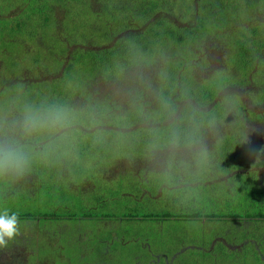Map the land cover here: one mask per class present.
I'll use <instances>...</instances> for the list:
<instances>
[{
    "label": "rangeland",
    "instance_id": "1",
    "mask_svg": "<svg viewBox=\"0 0 264 264\" xmlns=\"http://www.w3.org/2000/svg\"><path fill=\"white\" fill-rule=\"evenodd\" d=\"M46 1L52 5V12L48 9L42 18H40V16L35 19L36 21L33 20L30 23L31 30L36 32V39L39 37V39H41V37H43V39L47 40L46 50L37 49L34 43L26 42V36L22 34L23 32L15 33L11 36L6 35L4 38H0V97H11L5 99V105H10L14 101H16L15 103L17 104L22 99L25 100L24 103L27 104L28 101L26 100L31 101L32 99L38 98V89H43V87H45L47 91L50 86L51 91H53L54 83H58V91L62 89L59 93L57 92V95H70L68 97L71 103L69 107L71 106L73 109V106H83V111H85L86 107L90 106L88 104L83 105L86 96H80V88L83 86V88L86 89L90 87V83H92L95 97L103 95L102 90L107 92L113 91L119 96L120 101L125 102L127 110L132 114L136 115L137 111L143 109L147 112L154 108L155 102L152 101V91L157 90L159 92V88L163 86V76L168 75L167 68L171 69V64L177 63V58L184 56L180 60L185 58L186 64L183 66L184 72L182 73L186 76L182 79V81H184L181 84L179 83L180 85L178 84L177 89L184 88V91H186L189 96V87L192 89L200 87L207 88L206 86L209 85L214 78L203 80L205 75H201L207 71L208 68L218 64V66L223 69L221 73L224 75L229 74V76H227V78H229L228 87L224 88L222 86L223 88L219 92L218 97L220 103L223 102L226 105L225 110L229 108L232 111L233 109L237 111L239 108L237 109L236 101L233 102V105L230 104L228 106V99L226 95L224 96V92L229 93V96L234 98H237V95L241 101L248 103L247 105L250 106L249 109H255L263 115L264 98L262 100H259V98L262 89V79H264V62H262L263 65H260V67L257 65L244 71L246 75H235V79H233V70L241 67L236 60L239 47L235 41L236 30L233 22L244 19L248 13L247 9L241 6V3H238V8H234L231 6V0H202L206 5L202 7L200 4L198 5L201 0H195V5L197 4L198 7L195 8V13L193 11L192 21L195 23H199L198 20L200 21L201 24L198 25L200 27L199 30L200 33L205 34V40L202 42L196 41L198 43L194 44L192 48L190 47L192 52H190V50H187V52L180 51L175 45V48L172 47L168 37L159 40H151L147 37L145 39L144 32L153 27L156 15L152 14L149 16L150 18H140L143 7L136 8L133 15L126 17L131 29H135V31L142 36L141 46H138L139 48L132 45L129 47L135 51L133 66H128L131 60L123 65L113 57L110 60L112 69L108 67L107 69H105V67H98L94 73H83L84 78L81 79V85L78 84L79 81L77 83L70 81L62 85L64 72L66 75V69L73 59H75L79 65H84V67L88 69L91 66L89 61L85 60L81 54H77V56L74 57L73 54L82 52L83 48H89L98 53L102 52V54L108 56L107 51H111L116 47L114 39L125 34V23L118 17H113L112 13H115V9L117 11L120 5L123 11V8H126L129 2L125 3L126 0ZM113 1L115 5H113L112 10L110 4H113ZM119 1L121 2L120 5H118ZM173 1L175 4H178L180 16L183 13V17L186 19L188 10L186 8L187 4L185 3H187L188 0ZM0 6L3 8L7 6V0H0ZM210 6H215L216 12H214ZM24 7H26L24 3L18 0H13L11 2L12 13L18 12L19 14ZM167 8H171V6H167ZM262 8L264 9V5ZM159 12H163V10L157 13ZM12 13H8L10 17H14L13 15L15 14ZM179 14L175 13L173 17H178ZM37 15L38 14H35V16ZM46 18L47 20H45ZM97 24H99L100 27H98L99 30L95 31L93 26ZM107 25L111 26V36L109 39L106 38L109 33L104 32ZM156 30L163 31L159 29V27H157ZM223 31H226V33L233 32L232 35H228V38H225L228 51L225 42H223V44L220 43ZM56 34H58L56 37L60 38V41H63V43L67 40V44L65 43L66 46L61 47L62 45H59V42L53 40ZM214 37L220 42L214 41ZM9 40H17L22 42L23 45L18 46L16 43L11 44ZM167 47L171 52H164L167 50ZM145 50L149 52L147 55L141 53ZM261 51L260 49L254 54H259ZM166 57L172 58L170 61L171 64H168V66L164 61ZM226 60L228 62L230 60L229 65H225L227 62ZM204 63H207L208 66L203 65ZM129 71L145 77L144 82L147 86L144 90V94L133 92L131 89H134V87H129L125 83L124 78L126 72ZM194 72H196L195 74L197 75L189 79V74ZM234 73L236 74V72ZM239 78H241L240 81H238ZM43 82H45L44 86H42ZM62 90L64 91L62 92ZM51 91L48 90L47 93L51 94ZM58 97L61 98V96ZM138 99L143 100V107L137 105ZM197 100L201 99L194 97H190L188 100L181 99L179 101L180 107L176 114L179 116L184 106L188 103L196 104ZM215 101L216 100H213L212 102L215 103ZM27 107L38 106L35 104ZM12 109L13 107L11 105L10 110ZM155 113L156 117L153 118V124L155 126H169L173 124L174 121L172 119L160 120L159 114H157V112ZM248 114L253 121L249 124L252 125V128L247 126L245 129H242L241 132L237 125L239 120H237L236 129L234 128V130H236L234 135L239 142L237 143L234 140L231 141V138L227 136L222 138L223 146L239 144L241 148H243L247 147V145H264V130H259L258 125L254 124L260 119L255 117L252 113ZM230 117L231 115L229 118ZM103 119L104 123L101 125V128L112 132L109 118H105V116L99 117L98 121L102 122ZM224 121V119L220 120V122L224 124L223 131H229L228 123H224ZM111 123H113L112 119ZM136 124L137 121H134L133 124L125 128L124 131L127 133L132 131L136 128ZM141 126L147 127L150 126V124L142 123ZM115 129H117V131L122 130L121 128ZM158 132L155 135L156 139L158 136H162V133ZM180 132L182 133L184 131ZM139 135H128L129 138L127 140L140 150L136 155L134 153L135 150L127 149L129 152L138 156V159L135 157H126V154L116 156L119 155L118 152L126 149H114V147L111 149L106 146L105 151L107 154L111 155L110 160H74V165L72 167L74 170H71L75 184L79 183L80 186L78 194L82 202L80 203L87 207L90 200L93 201L91 204H95L96 206L98 204H104L107 200H111V202L115 204L118 214H125L128 218L129 215L127 213L129 212L126 207L127 203L130 204L131 210H135L139 205L138 200H140L142 207L144 206L146 208V205L151 209L161 207V210L170 209L172 212L176 213H179L183 207H186L183 213L189 215L193 211L201 212L200 219H184L177 215L166 220L162 219L159 223L151 221L145 222L142 220L143 218L132 219L126 223L127 229L124 234H122L117 231V229L121 227L120 223L122 222L118 217L117 220L108 222V226L112 223L108 229L109 231L113 229V236L109 234L108 231L99 236L106 240L110 237H115V239L108 240L107 247L105 248L104 243L98 241L93 242V236L88 238L87 243L84 239V231L86 228L89 231H93L96 228L101 230L104 227L105 223L102 220H97V218L87 220L80 217L79 219L76 218L67 221L64 219L65 217H62V219L55 222V226H51L47 221L36 219L39 217L38 216L21 220V234L11 242L7 248H0V258L8 257L12 254L18 257L20 252L25 254L29 251L28 254L31 264H35L34 259L37 260L36 264H43L42 262L45 264H52L53 261L55 262L54 264H259L254 258L251 249H248L247 253H243L244 249H241L238 252L239 255L236 256L234 252L227 251L228 247H225L223 250H221L220 247L223 243V239L226 241H234L240 238L244 233L247 234V236L251 234V237L254 234V237L257 236L258 229H261L259 224L264 222L253 218L246 220L248 217L241 215L249 214V217H251V215L256 212L264 214L263 207L259 208L253 205V201L248 199L249 197L256 196H251V192L253 189L257 188L255 184H258L259 180L253 175L251 177L246 175L245 179L238 184V180H234L233 178V173L224 168L221 171L222 173L217 174L216 171V176L219 180L217 179L211 182L208 179L214 176L211 175V171L209 173H207V170L202 172L200 169H195L193 166L194 162L198 160H175L176 164L182 166L186 165L182 171L184 174L180 178V180L186 184L169 188L170 186H174L176 182L173 183L172 178L169 180L168 178L162 177V182L157 188L158 191L153 188L152 190L154 191L152 194H149V199L147 200L144 195L147 193L148 189L144 188L143 185H147V181L153 177V174L148 175L146 169L148 160L145 159V156H147L148 150L150 151L151 148H153L152 152L155 153L154 150H156L158 146L147 147V141L144 140L146 137L145 132H141ZM210 140V143L213 144L216 138L210 137ZM112 141L113 138L110 134V142ZM170 152V148H160L159 156L161 160L156 155L152 158V160H157L155 165L162 163V160H166L164 163H166L169 168L175 166L173 161L169 160V156H171ZM220 152L221 151L209 152L205 158L206 160L199 161L203 163L202 166L199 165V168H207L205 165L214 162V157H216L215 154H220ZM153 153L150 157H152ZM188 155L189 153H183L180 156L187 157ZM253 155L255 156L256 154ZM142 156L144 159L139 160V157ZM43 161L46 165L50 163V160ZM43 161L33 160L31 165L33 167L26 174L29 182L25 180L10 184L0 181V183L2 182V184H0V204H5L10 209V212H16L17 214L25 212V209L31 210L32 213L39 214L42 209L43 211H47L56 207L53 197L56 193L55 187L63 186L68 188L69 182L66 178L58 177V175L54 177L53 180L48 170L42 171L37 169L36 164L41 163L39 165L41 166L43 165ZM212 164L215 169L217 165L214 163ZM251 167L252 168L249 169L240 168V172L247 174L249 171L256 168L254 165ZM78 169L81 170V176ZM67 170H70V168L65 162L61 169L64 176H67ZM256 170L259 171L260 169L258 168ZM236 171H239V169H236ZM178 172L179 171H176L175 175H177ZM261 172L264 174V167H262ZM147 175L148 180H145ZM32 179L37 188H45L48 192L44 198H41L44 202L39 201L37 204L36 201L32 200H26L24 203L19 201L21 195H30V190H35L30 186ZM221 180L224 181L225 188L220 185ZM55 182H57V184H55ZM231 183L242 187L240 188V190L242 189L241 194L245 193L246 184L250 188V191L243 195V199L238 198L237 200H239V202L231 201V199L228 200L226 198L228 195L226 186ZM163 186L166 187L162 189ZM180 188L182 189L180 190ZM220 195L225 198L222 203L212 202L213 198ZM153 196L159 198L160 206L156 204ZM70 198L71 201L69 205L76 207L79 204V199L73 195L70 196ZM101 198L104 202L100 200ZM227 201L230 202L235 211L241 212V210H243L238 218L241 219L240 221L237 219L227 220V217H225V214L229 211L226 207ZM221 207L225 210H221ZM237 226H242L244 228L238 230L236 229ZM19 242H25L27 247L23 248L24 251L15 249ZM252 242L253 239H248L247 237L246 239L238 240V243L243 245H246V243L251 244ZM213 248L214 252H211ZM210 254H213V256ZM88 258L90 260L86 262ZM239 259H242V261H239Z\"/></svg>",
    "mask_w": 264,
    "mask_h": 264
},
{
    "label": "trees",
    "instance_id": "2",
    "mask_svg": "<svg viewBox=\"0 0 264 264\" xmlns=\"http://www.w3.org/2000/svg\"><path fill=\"white\" fill-rule=\"evenodd\" d=\"M13 0H7V6L4 8L0 6V38H4L6 35L11 36L15 33H22L25 35V41L28 43H34L36 45L37 49L40 50H46L47 46V40L43 39H36V32L34 30H31L30 23L35 19L40 17L42 18L45 15V12L50 9L52 12V5L49 4L46 0H18L19 2H23L26 7L22 8V10L16 13H12L11 8V2ZM128 3L126 5V8L121 7V2H118V5H120V8L115 9V13L113 14V17H118L119 19L123 20L125 23V34L120 35L116 39H114L116 47L113 50H109L108 56H105L104 54L98 53L96 51H93V49L89 48H83L82 52L73 54L74 56H77V54H81L85 60L89 61V64L91 65L88 69L87 67H84V65H79L75 59L71 62V64L66 69L67 74L63 75L62 79V85L66 84L67 82H74L81 85V79L84 78L83 73H94L96 72V69L98 67H105V69L112 67L110 66V60L115 57L121 64L127 63L129 60H131L129 67H132L134 64L133 58L135 57V51L130 49L129 47L132 45L134 47L139 48L138 46H141V35L135 29H131L128 23V19L126 17L133 15V13L136 11V8L143 7V10L141 12L140 18H150L152 14L156 15L154 18V25L152 28L147 29L144 32V38H149L151 40H159L165 37H168L170 44L172 47L175 48L178 47L180 51H186L190 50L193 47L194 44L198 43L196 41H203L205 40V34L200 33V27L198 26L199 23H195L192 21V15L193 11L195 13V8L198 7L200 4L202 7L206 6L202 0L199 1L198 5H195V0H188L186 5V8L188 10L187 17H183V13L179 14V7L178 4H175L173 0H126L125 3ZM238 3H241V6L245 9H247L248 13L242 20H236L234 23V28L236 30L235 35V41L237 42V46L239 47V52L236 55L237 61L241 65L240 68H236L233 70V79H235V75L242 76L246 75L244 71L248 70L249 68H252L254 66L263 65L262 62H264V9L262 6L264 5V0H231V6L234 8H238ZM113 5H115V2L113 1V4H110L111 9L113 10ZM167 6H171V8H167ZM214 12H216L215 6H210ZM254 8V9H253ZM163 10V12H159ZM241 10V9H240ZM121 11V12H120ZM15 14L14 17H10L8 13ZM179 14L178 17H173V14ZM35 14H38L35 16ZM56 19L57 16L55 15ZM47 20V18L45 19ZM139 22V21H138ZM190 23V24H189ZM47 24V23H46ZM157 24V25H156ZM192 24V25H191ZM98 27H100L99 24L94 25L93 29L95 31L99 30ZM110 25H107L104 29L105 33H109L106 37L109 39L110 35ZM159 27V29H162L163 31H157L156 28ZM135 28V27H132ZM28 29V30H27ZM261 32V33H260ZM104 33V36H105ZM233 32L223 31L221 34V42L213 38V40L218 41L223 44L225 42V46L228 51L227 41L226 37L228 35H232ZM234 33V34H235ZM113 35V34H112ZM58 34L55 35L53 38L54 41L59 42V45L66 46L67 40L65 43L63 41H60V38L56 37ZM228 38V37H227ZM52 40V41H53ZM46 41V42H45ZM11 44H18L23 45L22 42H19L17 40H9ZM211 42V41H210ZM175 45V46H174ZM191 47V48H190ZM66 49V48H65ZM262 50L259 54H254L258 50ZM164 51V50H163ZM179 51V52H180ZM165 53L171 52L170 49L167 47V50L164 51ZM58 53V52H57ZM144 53V55L148 54L147 50L141 52ZM63 54V53H60ZM59 54V55H60ZM103 55V56H102ZM54 56V55H53ZM72 57V58H73ZM184 57V56H183ZM183 57L177 58V63H170L171 57H166L164 59L165 64H171V69L167 68V74L166 76H163V86L159 88V92L157 90L152 91V101L154 103V108L150 109L149 111L145 112L144 109L141 111H137L136 115L132 114L130 111L127 110L126 104L124 101H120L119 96L113 92V91H103V95H100L99 97H95L93 93V84L90 83V87L84 89L83 86L80 88V96H86V100L83 102L84 104H88L90 107H86L85 111H83L82 107L73 106V110L77 111L80 115L79 123L75 125V129L72 132L71 138L67 141H54V138L52 139H41L34 143L33 149H34V159L33 160H50L49 164L46 165L43 161V165L39 166L41 163L36 164L37 169L39 170H48L49 174L52 176L53 180L54 177H63L66 178L69 182V187L65 188L63 186L55 187L56 193L53 195L54 201H55V208L47 211L40 210L41 212L38 213H32L31 210L25 209V212L18 213V216L20 220L23 219H30L35 218L36 219H42L44 221H47L51 224V226H55V222L62 219V217H65L64 219L72 220V219H79L85 218L87 220H93L97 218V220H102L105 225L100 230L98 228L94 229L93 231H89L87 228L84 231V239L87 243L88 238L90 236H93V242L98 241L104 243V247H107V242L109 239H115V237H110L108 240L104 239L101 236L103 233L108 231L109 234L113 236V229L109 231V226H111L112 223L109 224L108 222L113 220L119 219L121 223V227L117 229L118 232H121L124 234L126 228V223H128L129 220L132 219H141L148 222H156L159 223L160 221L169 219L170 217H173L175 215L179 216L180 218L184 219H200L201 212L193 211L191 214L183 213L186 207H183L179 213L172 212L170 209H162L161 207H158L157 209H151L148 205H146V208L141 206L140 200L139 205L137 209L131 210L130 204L127 203L126 207L129 213V217L127 218V215L118 214V211L116 209V206L114 203L111 202V200H107L104 204H98L97 206L95 204H91L93 201L90 200L88 202L87 207L83 204H81V200L78 197L79 194V183L75 184V180L73 178L72 170H74L73 163L74 160H110L111 155L106 153V146L110 147L111 149H126L124 151L118 152L119 155L126 154V157H135L138 154L140 150H138L134 144L129 143L128 135H139L141 132H145L146 137L144 138L145 141H147L146 146L147 147H155L158 146L155 151V153L152 152V149L149 151L147 156H145V159L148 160L146 163L147 165V172L149 174H153V177L148 180V175L145 180L147 181V185H143L144 188L148 189L147 193L144 195L147 200L149 199V194H152L155 188L156 191H158L159 184L162 182V177L168 178L169 180L172 178L173 183H175L174 186L171 187H178L185 185L180 178L184 174L182 171L185 168V166L179 165L175 163V160H198L195 161L193 166L195 169H200L202 172H205L207 170V173L210 171L212 172L211 175H214L211 178H208L209 181L214 182L217 179L216 171L218 173H222L221 171L226 168L227 171L233 173L234 180H238L239 182H242L243 179H245L246 175H249L250 177L253 175L258 180L259 183L255 184L257 188L253 189L251 192L252 195H256L253 197H249L248 199H251L253 202V205L258 206L259 208L264 209V174L261 172L262 167H264V154H261L259 156H256L258 151L261 149H264V145H258V146H248L241 148V146L234 145H225L222 144V138H225L229 136L231 138V141L234 140L237 143L239 141L236 140V136L234 128L236 127L237 120L239 122L237 125L239 126L240 131L242 132V129H245L247 126H250L252 128V125H249L251 123V116H249L248 113H252L255 117H258L260 120H258L256 123L258 125L259 130H264V113L263 115L259 112H257L255 109H249L250 106H248V103H245L240 100V98L236 95L237 98H234L232 96H229V93L224 92V96L226 95V98L228 99V106L230 104L233 105V102H237V111L233 109L230 110L229 108L225 110L226 105L222 102L220 103L219 92L224 87H228V81L229 78H227L228 75H224L221 73L223 71L218 64L213 65L211 68H208L207 71H205L201 76H204L203 80H209L210 78H214V80L207 85V88L200 87V88H190L189 87V96L184 91V88H178V84L182 83V79L184 76H186L183 71V66L186 64L185 58L183 60ZM180 60V61H179ZM227 61V60H226ZM203 62V61H202ZM201 62V63H202ZM229 62L227 61L225 65H229ZM100 65V66H99ZM203 65L208 66L207 63H204ZM198 69V67H197ZM100 71V70H97ZM195 71V70H194ZM236 72V74L234 73ZM191 73L189 74V79L194 78L197 74ZM241 78H239L238 81H240ZM125 83L130 87L133 86L134 89H131L133 92H139L141 94H144V90L147 86L145 84V77L139 76L137 74L132 73V71L126 72V76L124 78ZM234 82V81H232ZM44 83L42 86H44ZM179 84V85H180ZM262 89L259 100H262L264 98V79H262ZM61 85V86H62ZM41 86V87H42ZM223 86V87H222ZM40 87V88H41ZM164 87V89H163ZM61 88V87H60ZM62 89V88H61ZM58 91V83H54V90L51 91V87L49 86L48 90H50L52 93L48 94L45 87L43 89H38L39 96L36 99L26 100L28 101L27 104H25V100H20L19 103H15L16 101L12 102L10 105L4 104L5 99L11 98V97H0V113L10 112L13 116L19 117L22 114V110H24L27 106L37 105L38 107L42 106H48V105H65L69 107L70 95H57ZM136 90V91H135ZM45 91V92H44ZM64 90H62L63 92ZM184 91V92H183ZM58 96H61L59 98ZM235 96V95H234ZM200 98L201 100H197L196 104L188 103L186 106L183 107V111L179 113V116L176 114L178 108L180 107L179 101L182 100H188V98ZM68 98V99H67ZM137 105L144 106L142 104L143 100L138 99ZM216 100L215 103L212 101ZM257 101V100H256ZM165 104L167 105V108L165 107ZM11 105L13 107L11 109ZM207 109H206V107ZM210 107V108H209ZM71 108V106H70ZM10 110V111H9ZM159 114L160 120H166V119H172L174 122L173 124H170L169 126H155L153 124L154 117H156V113ZM231 117L229 118V116ZM262 115V116H261ZM109 118L112 132L109 130H104L101 128V125L104 123V119L102 122L98 121L99 117ZM250 119H248V118ZM111 119L113 123H111ZM221 119H224V123H228L229 131H223V122H220ZM98 121V122H97ZM134 121H137V126L132 131H129L128 133L124 131L125 128L131 126ZM236 121V122H235ZM253 122V121H252ZM142 123H149L150 126L142 127ZM178 127V128H176ZM115 128H121L122 130L117 131ZM236 129V128H235ZM160 131V132H158ZM184 131V132H180ZM158 133H162L161 137L155 138V135ZM110 134L113 138V141L110 142ZM175 134L179 139V146L176 148H171L169 146V141L171 137ZM140 136V135H139ZM142 137V136H140ZM210 137H215L216 141L210 143ZM122 141V142H121ZM223 146V147H222ZM160 148H170L171 149V156H169V160H172L174 165L173 167L169 168L166 163V160H162V163L156 164L157 160H152L153 156L156 155L160 160L159 156V150ZM127 149L135 150L134 153L129 152ZM213 151H221L220 154L216 153V157H214V162H210L207 165H205L207 168H199V165L202 166L203 163H200V160H206L207 154L209 152ZM153 153L152 157L150 155ZM158 153V154H157ZM183 153H189L187 157L180 156ZM253 154H256L255 156ZM114 156V155H112ZM139 160H143V156L139 157ZM138 159V158H137ZM217 160V161H215ZM68 165L70 170H67L66 174L67 176L62 174L61 169L63 168L64 163ZM216 164L217 167L214 169L213 164ZM230 163V164H229ZM233 164V165H232ZM254 165V170L249 171L247 174L244 172H240L241 169H249L252 168L251 166ZM33 166H31L32 168ZM30 168V169H31ZM260 169L259 171L256 169ZM72 169V170H71ZM236 169H239V171H236ZM179 171L177 175H175V172ZM71 172V173H70ZM78 172L81 174V170L78 169ZM261 173V174H260ZM260 174V175H259ZM155 175V176H154ZM172 176V177H171ZM193 179V177H192ZM29 179L25 175L22 179H20L18 182H22ZM144 180V181H145ZM143 181V180H142ZM3 182V181H2ZM2 182L0 184H2ZM17 182V183H18ZM12 184V183H10ZM57 184V182H55ZM227 184V183H226ZM221 186L225 188L224 181L221 180L220 183ZM23 186V185H21ZM20 186V187H21ZM30 186L32 189H35L34 191L30 190V195L23 194L19 197L20 202H25L26 200H32L36 201L37 204L39 201L44 202L41 200V198H44L48 192L45 190V188H37L34 180L32 179V183H30ZM19 187V189H20ZM166 186H163L165 188ZM246 184V191L244 194H241L242 189L240 190L239 185H234L231 183L230 185L226 186V190L228 195L226 198L231 201H237L238 198L243 199V195L248 193L250 191V188ZM161 189V190H162ZM182 188H180L181 190ZM236 189V191H235ZM152 190V191H151ZM156 194V193H155ZM74 196L79 199V204L76 207L70 206L69 203L71 201L70 196ZM256 197V198H255ZM258 198V199H257ZM97 199V198H94ZM153 199L156 201V204L160 206L159 198L153 196ZM224 196H216L212 199V202L214 203H222L224 201ZM102 202V198L100 199ZM81 202V203H80ZM226 207L229 209V211L225 214L227 217V220H235L237 219L240 221L241 219H238L240 214L243 212V210L235 211L234 208L231 206L230 202H226ZM244 208V207H243ZM221 210H225L223 207H221ZM30 211V212H29ZM139 216V217H137ZM248 217L249 220L251 218L256 220H262L264 222V214L261 212H256L255 214L251 215L249 217V214L241 215ZM226 220V221H227ZM237 221V222H238ZM240 225L239 223H237ZM261 229H258L257 236L254 237V235L251 237V234L247 236V234H242L240 238L235 239L234 241H226L223 239V243L220 245L221 250H223L225 247L227 248V251L234 252L237 255L238 252L241 249L243 250V253H247L248 249H251L252 254L254 258L256 259L259 264H264V223L259 224ZM244 226V225H242ZM237 226L236 229L241 230L244 227ZM232 227V226H231ZM240 227V228H239ZM233 228V227H232ZM120 237V235H119ZM246 237L252 238L253 242L251 244L246 243V245L239 244L238 240L246 239ZM122 241V240H121ZM15 247V246H14ZM27 247L25 242H19V244L15 247V249H18V251H24L23 248ZM29 252V251H28ZM26 252L23 254L20 252L19 256L17 257L15 254H12L8 257L0 258V264H31V261L29 260V254ZM211 252H214V248L211 250ZM31 253V251H30ZM213 256V254H210ZM19 259V262H18ZM35 264H36V259ZM90 259H86V262H88ZM58 261V260H57ZM239 261H242V259H239ZM42 262V261H40ZM138 262V261H136ZM45 264L44 262H42ZM55 262L53 261L52 264ZM123 263V262H120ZM95 264V263H94ZM137 264V263H136Z\"/></svg>",
    "mask_w": 264,
    "mask_h": 264
},
{
    "label": "clouds",
    "instance_id": "3",
    "mask_svg": "<svg viewBox=\"0 0 264 264\" xmlns=\"http://www.w3.org/2000/svg\"><path fill=\"white\" fill-rule=\"evenodd\" d=\"M79 120V113L65 105L26 107L19 117L10 112L0 114V181L14 183L22 179L30 171L34 143L45 138H54L53 142L69 140ZM169 146H179L175 134ZM261 154L264 149L257 153ZM20 234L18 214L0 204V248H7Z\"/></svg>",
    "mask_w": 264,
    "mask_h": 264
}]
</instances>
